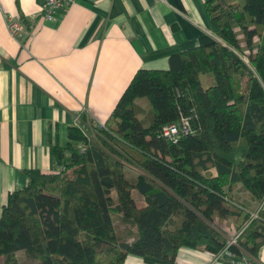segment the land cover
<instances>
[{
  "label": "trees",
  "instance_id": "obj_1",
  "mask_svg": "<svg viewBox=\"0 0 264 264\" xmlns=\"http://www.w3.org/2000/svg\"><path fill=\"white\" fill-rule=\"evenodd\" d=\"M205 11L211 43L170 56L167 70L137 71L103 123L82 111L67 127L53 172H24L0 214L3 264H17V252L31 264H176L184 248L225 264L258 260L264 0H210ZM181 119L188 132L165 139L163 127Z\"/></svg>",
  "mask_w": 264,
  "mask_h": 264
},
{
  "label": "crops",
  "instance_id": "obj_2",
  "mask_svg": "<svg viewBox=\"0 0 264 264\" xmlns=\"http://www.w3.org/2000/svg\"><path fill=\"white\" fill-rule=\"evenodd\" d=\"M208 1L75 0L49 22L39 0H0V214L26 170H55L52 148L65 147L83 109L103 123L137 71L167 70L170 56L212 42ZM12 19L18 36L8 32ZM215 259L184 248L176 264Z\"/></svg>",
  "mask_w": 264,
  "mask_h": 264
},
{
  "label": "built area",
  "instance_id": "obj_3",
  "mask_svg": "<svg viewBox=\"0 0 264 264\" xmlns=\"http://www.w3.org/2000/svg\"><path fill=\"white\" fill-rule=\"evenodd\" d=\"M40 1V16L42 21H55L54 15L58 12L64 11L66 8L74 5L75 0H39ZM8 32L12 36H18L22 32V25L19 21L11 20L7 23ZM87 112L86 109H83ZM189 124L185 119H181L178 124H168L163 127L161 133L162 136L168 140L175 141L179 137L180 133L188 132ZM233 241L228 242V245H232ZM226 255H228L226 253ZM214 257V256H213ZM215 262H220L221 264L225 262L221 260V256L214 257ZM231 264H258L257 260L249 256H243L239 261L231 262Z\"/></svg>",
  "mask_w": 264,
  "mask_h": 264
},
{
  "label": "rangeland",
  "instance_id": "obj_4",
  "mask_svg": "<svg viewBox=\"0 0 264 264\" xmlns=\"http://www.w3.org/2000/svg\"><path fill=\"white\" fill-rule=\"evenodd\" d=\"M200 81H201V84L207 88L210 86V84L213 82L212 78L208 75H201L200 77ZM147 100L146 99H140V103L138 104L139 108L141 109L140 111H138L140 113V116L142 117H147L149 112H147L145 106L147 105ZM134 199L136 200L137 202V205L139 207H142L143 205V202L142 200H140L137 196V193H134ZM228 242L230 241H233V238H228L227 239ZM16 261H17V264H31L29 262V260L26 258L25 254H23L22 252H17L16 254ZM0 264H3L2 263V260L0 261ZM32 264H36V262H32Z\"/></svg>",
  "mask_w": 264,
  "mask_h": 264
}]
</instances>
